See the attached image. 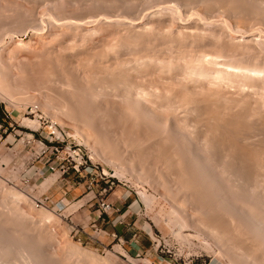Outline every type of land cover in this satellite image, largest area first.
I'll use <instances>...</instances> for the list:
<instances>
[{"label":"rangeland","instance_id":"374dc122","mask_svg":"<svg viewBox=\"0 0 264 264\" xmlns=\"http://www.w3.org/2000/svg\"><path fill=\"white\" fill-rule=\"evenodd\" d=\"M97 1L98 0H0V115H3V111H11V115H9L10 119H4L0 123V209H2L0 210V229L3 230L0 231V245L2 244L0 246V263L13 264L16 262L15 264H24L26 262L25 264H40V262L43 261L41 264H56L59 263L58 259L61 256L62 258L59 259L60 264H69V261L72 262L73 260L72 264H241V261H243L242 264H256V262L257 264L260 262L264 264V248L262 246L261 248L259 245H256L257 248L260 247L263 251V254L262 251L259 254V256L262 254V257L258 256L260 259L262 258L261 260L257 257L258 253L256 256V253L254 254V252L260 251V248L258 250L257 248L256 250L251 248L256 258L254 261L251 257V252L244 253L246 255L251 253V256H249L252 259L249 256L247 258L242 252L244 257L240 254L241 250L239 247L241 243L238 242H240L242 238H247L248 241L251 239V242L255 241L250 231V235L253 239L250 238V235V237L247 235L249 229L246 228L248 229L246 232L244 228L245 225L242 227V230L239 229L241 232L245 230V232H243L244 234L239 232V238H237L238 230H234L237 227L232 229L233 227H230L231 224L228 225V222H226V220L231 217L230 213H227L230 216H227V219L224 217L227 214H221V216L223 215V218L226 219L224 220L225 223L221 221L223 218H221L220 215L219 218L221 219H217L218 214L222 211L223 213L227 211V209H223L224 203L221 202L223 198L228 197L226 201H229L230 204L232 203L231 205L238 201L237 204L246 206V209H251L249 201L242 200L237 193V198L233 197V195L229 200V196L232 195L231 192L233 190L235 192V188L232 185L230 187V185L228 186L226 184V186L223 185V187L222 184H224V182L220 181V179L215 181L214 186L212 185L211 187L209 185V188H207L206 186L208 184L206 183L208 182L210 184L208 180L206 181L202 178L204 180L203 182L198 176H195L197 179L192 176L199 173L193 169V164L191 163L194 162L192 153L196 152L198 147L202 146V148H204L206 146L207 148V146L211 147L213 144L216 146L214 149L216 150V154H218H215V161H219V164L221 161L223 162L219 168L222 169L234 166V162L235 165H239L240 163V166L242 165L241 168L246 166L245 169H254L255 172L250 171L252 174L255 173V175L250 173L251 176H249L251 178L248 177L251 183L255 184L254 182L264 181V170L260 172V170L258 171V166H256L258 162L257 158L260 159L259 156H261V160H264L262 159L264 157V149H262L264 148V112H262V110H264V105L263 107L261 106L264 104L262 100L264 99V6H259V4L264 3L262 2L263 0H232V2H230L231 0H192V2L191 0H182L183 3L178 0L177 2L176 0ZM149 3H151L150 6ZM230 3H233V5L235 4V6L237 5V10L235 6L232 4L231 6ZM78 4L79 6H77ZM252 4L253 6L251 7L250 5ZM157 5L158 7L161 6L160 9L157 8ZM99 7L102 8V10ZM212 7L214 10H211L213 9ZM228 7H230V9ZM196 8L198 9L196 10ZM254 8H256V10ZM195 10L197 13H193ZM257 12H259V15ZM198 13L199 15H196ZM196 16H198V18ZM110 17L111 19H109ZM221 18L223 21L220 20ZM249 24H252V27ZM137 30L139 33H137ZM151 31L153 32L151 33ZM261 47L263 48L261 49ZM110 48L112 50H110ZM207 53L209 55L206 57ZM204 57L205 59H203ZM161 58L164 59L162 60ZM193 60L195 62H193ZM202 60L205 61L201 62ZM175 61L180 62L177 63ZM212 61L214 62L212 63ZM144 62L147 63V66H144ZM129 63H131V65H129ZM132 63L134 65H132ZM172 63H174L175 66H172ZM122 64L123 66H121ZM134 66L136 69H134ZM202 66L211 73L210 75L212 76H215L214 73H216V69H227L233 73V78L228 77L229 79H221L208 76L207 79L204 75L195 74L197 72L194 73V76L193 72L197 70L196 68ZM122 67L126 68L124 69ZM140 67L142 68L140 69ZM115 69L117 70L115 71ZM123 70H125V72L127 71V73L125 74L122 72ZM253 70L254 72H250ZM117 71H121L122 75ZM93 72L94 74H98V76L96 74L94 75ZM113 72L114 75L116 73L115 78H113ZM129 74H131V78L128 76ZM107 76L110 77L108 78ZM119 76L120 78H118ZM196 76H202V78H197ZM121 78L123 80L121 82L122 85L119 82ZM124 79L126 81H124ZM194 79L195 81H193ZM52 82L55 83L53 84ZM233 82L235 83L233 84ZM111 83L114 88L113 86L111 87ZM116 85H118L120 89L118 86L115 88ZM128 85H130L129 87L132 90L134 89V93L145 90L152 93L150 94L152 97L158 94L159 96L161 95L160 97L158 96L159 102L157 103L159 104L156 103L159 108L156 110L157 112L153 111L156 106H154L155 103H152V105L150 102H148V104L150 103L148 106L142 105L140 107L142 110H136L135 103L132 101L134 98L127 93L129 89ZM67 86H69V88ZM91 86L93 87L89 88ZM253 90L255 91L252 92ZM99 93L102 94L98 95ZM242 95H244L246 99H243ZM125 96H130V99ZM134 97L137 96L134 95ZM193 97L197 98L194 100ZM130 102L132 104L128 107ZM190 103H194L195 108H193L194 104L191 105ZM239 104H241V106H239ZM32 106H37L38 109L33 110L31 108ZM256 107L261 108L256 111ZM129 108L131 111H129ZM192 110L199 111L193 113ZM131 112L133 114H131ZM132 115L133 117L137 115V117L133 118ZM148 115L151 116L148 117ZM130 116L132 119L129 118ZM250 119L253 120L251 121ZM151 120H153L154 123ZM216 121H218V123H216ZM259 121L263 123L260 124ZM52 123L57 124L64 138V142L59 140L57 143L59 148L58 152L49 149L46 153H42L45 147H42V144L39 142L40 140L47 146L53 144L49 136ZM185 123L188 125L187 127L184 126ZM251 123L252 125H250ZM14 125H16V127H14ZM163 125L167 126L164 127ZM191 127L192 129H190ZM168 130H170V133ZM173 130L176 131L173 132ZM189 130H192L193 133ZM215 132L219 135L214 134ZM183 133H185V136L187 135L185 138L183 137ZM188 134H191V136ZM238 135L240 137H238ZM255 136L257 137L254 138L257 139L256 142L253 141V137ZM213 137H215L214 140ZM222 137H226V139ZM176 138L177 140L181 139L178 140L181 145L177 144ZM247 138L252 140L248 141ZM187 139H194V144L191 142V145L194 147L196 145L197 148L195 147V151L194 149L192 150L194 147L190 145L189 141H185ZM226 140L228 142L231 141L230 144L232 143L231 146H233L231 147ZM243 140L244 142L242 144ZM211 141L213 142L211 143ZM217 142L218 144H216ZM67 143H71L73 149L85 155L88 165L93 166V169L89 168L90 172L85 171L79 173L72 168L75 160L67 152ZM235 143H238L236 148L234 146ZM184 145H186V147ZM188 145H190V147ZM178 146L182 149L179 150ZM187 147L191 148L190 153V149L188 150ZM240 147H242V149ZM254 147L255 149H253ZM254 150L256 151L255 155ZM186 151L188 153L184 155ZM242 153H245L244 157ZM174 154L176 156H174ZM57 155L59 157H57ZM245 155L247 158H245ZM184 156L188 159L191 158L193 161L191 159L190 161L188 159L185 160ZM75 157L78 158V156ZM227 157L228 160H226ZM241 157L243 158L241 159ZM206 158L207 157L201 156V160L203 159L202 161H204V163H202L208 166L207 161L211 162L210 160L212 159H209L211 157L208 159ZM222 158L226 159L223 161ZM160 160L163 162L161 163ZM177 161H180L179 164L180 166L182 164L183 167H178ZM51 162L55 163V165L58 164L55 170L49 167ZM188 162H190V164ZM244 162L247 163L244 164ZM63 164L66 167H71L64 173L63 169L60 170V165ZM249 166H251V168H249ZM175 167L177 169H175ZM188 167H192L191 169L193 170ZM226 169L228 172H230L229 169L233 171V174L227 172L228 174L235 175L234 168ZM191 171L195 173L193 174ZM250 171H246V175L244 172L243 174L240 173L247 177ZM240 173L238 174L240 175ZM221 174L222 172L215 176L218 177L219 175L220 177ZM228 174L227 176H230ZM260 174H263V177H261ZM253 176L258 179H254ZM199 177L202 176L199 175ZM198 179L202 181V183H198ZM92 181L93 184L91 185L90 182ZM216 182L219 183L217 184V186H219L218 188L224 189V192L221 190L218 192V194L220 193L223 196L215 193L219 190L216 189ZM203 183L205 188L202 187L204 186L202 185ZM261 184L263 185L264 183ZM227 187H229V189ZM118 188L123 189L120 194L116 193ZM210 188L216 190L215 192L211 190L213 194L215 193L214 195L212 194L214 201L212 200L213 198L207 199L211 197L210 193L212 192H210ZM227 189L228 191L230 190L229 193L228 191L225 192ZM260 190V192L263 193L264 187ZM236 192H238L237 189ZM225 193H228L229 196L226 197V195H224ZM207 194H210V196ZM216 194L218 196H216ZM239 197L241 198V203L240 199L238 200ZM147 198L149 201L146 200ZM215 198L217 200L219 199L218 202L220 206L222 205L221 207L218 206L219 204L216 203L217 201L215 202ZM102 199H107L114 203V208L108 213H102L100 210L99 203ZM211 200L213 203H209ZM244 201H248L249 205ZM211 204L216 205L215 207L217 208L220 207V209L217 210L216 208L215 210V207H211ZM220 210L221 212L218 213ZM44 211L46 212L44 213ZM14 213H16L17 216ZM98 213H102L101 216H105V219L96 221L95 217ZM27 217L30 218L31 221ZM232 218H234V216ZM189 219L191 220L189 221ZM213 219H215L216 223L218 222L217 226H221H219L221 228L219 233L221 232V237L225 236L222 238L223 242H221L220 237L217 236L218 238L216 239V236L214 235L215 237H213V234L209 232L208 228L213 225ZM108 220H112L116 226L113 227L112 222L108 224ZM220 221L226 224L225 228L230 227L233 232H235V235L237 234L235 238L240 239L238 242L237 240H233L235 238H233L234 234L232 230L228 231L227 228L228 233L224 230L225 228L222 229L223 224L221 225ZM230 221L234 220L229 219V222ZM234 222L237 226L238 221L235 220ZM25 224H29V227ZM212 227H216L215 223ZM11 228L12 230H10ZM117 229H119L120 233ZM222 231L226 234L224 235ZM227 233L228 236H226ZM4 234L7 235L5 236ZM11 235L13 236L11 237ZM240 235L244 237L240 238ZM7 236L10 237L8 238ZM28 236H31L29 238H33V241L28 239ZM35 236L36 240L34 239ZM1 237H4V239ZM18 239L22 241V243L17 241ZM24 239L25 241H23ZM28 241L30 245H28ZM219 241L222 244H220ZM233 241L237 242L238 245ZM248 241L246 243L242 242V244H247ZM251 242L248 243L251 247L255 245V242L256 244L259 243L255 241L254 243L252 242V245ZM11 244L13 247L15 246V248L12 247L13 249L9 250L11 249ZM71 246H73L74 249H72ZM233 246L236 250H232ZM76 247L78 248L76 249ZM2 248L4 250H2ZM36 248L39 251L35 252ZM237 248L240 250L238 254H240V258L242 259L239 261L236 260L239 257L238 254H236L237 252H232L237 251ZM222 249H224V251ZM248 249L251 251L250 248L246 250ZM5 250L9 253L6 254ZM24 250L27 252H24ZM228 251H231L232 254L230 252L228 253ZM227 254H229L230 257L229 255L227 256ZM233 254L234 256L237 255V258L236 256L233 258ZM24 256L28 258L26 259ZM37 256H40V260L36 258ZM44 256L46 257L45 260L43 259ZM68 256L71 257H69L71 260L67 259ZM242 257H246L245 260L247 261H244ZM4 258H6V260ZM257 258L259 261H257ZM12 259H14L15 262H13ZM30 259L32 261L31 263H29ZM48 261H50V263H48Z\"/></svg>","mask_w":264,"mask_h":264},{"label":"bare ground","instance_id":"6f19581e","mask_svg":"<svg viewBox=\"0 0 264 264\" xmlns=\"http://www.w3.org/2000/svg\"><path fill=\"white\" fill-rule=\"evenodd\" d=\"M93 1H94V0H93ZM98 1H99V0H98ZM98 1H97V2H98ZM138 1H139V0H138ZM143 1H144V0H143ZM148 1H149V0H148ZM164 1H166V0H164ZM178 1L181 2L182 0H178ZM185 1H186V0H185ZM185 1H184V2H185ZM193 1H194V0H193ZM195 1H196V0H195ZM197 1H198V0H197ZM207 1H208V0H207ZM252 1H254V0H252ZM81 2H82V1H81ZM116 2H117V1H116ZM118 2H119V1H118ZM128 2H129V1H128ZM136 2H137V1H136ZM174 2H175V1H174ZM176 2H177V0H176ZM191 2H192V0H191ZM209 2H210V1H209ZM222 2H223V1H222ZM225 2H226V1H225ZM227 2H228V1H227ZM230 2H232V0H231ZM242 2H243V1H242ZM262 2H264V0H263ZM47 3H48V2H47ZM82 3H83V2H82ZM82 3H81V4H82ZM90 3H91V1H90ZM123 3H124V2H123ZM182 3H183V1H182ZM189 3H190V2H189ZM194 3H195V2H194ZM204 3H205V2H204ZM206 3H207V2H206ZM239 3H240V1H239ZM258 3H259V2H258ZM260 3H261V2H260ZM81 4H80V5H81ZM83 4H84V3H83ZM91 4H92V3H91ZM91 4H90V6H91ZM147 4H148V3H147ZM147 4H146V5H147ZM150 4H151V3H149V6H150ZM152 4H153V3H152ZM154 4H156V3H154ZM167 4H168V3H167ZM210 4H211V2H210ZM219 4H220V3H219ZM226 4H228V3H226ZM231 4L233 5V3H230V5H231ZM235 4H236V2H235ZM235 4H234L233 6H235ZM249 4H250V3H249ZM13 5H14V4H13ZM43 5H44V4H43ZM141 5H143V4H141ZM196 5H198V4H196ZM205 5H206V4H205ZM205 5H204V7H205ZM222 5H223V4H222ZM232 5H231V6H232ZM239 5H240V4H239ZM254 5H255V4H254ZM260 5H261V6H264V3H263V4H259V6H260ZM77 6H79V4H78ZM96 6H98V5H96ZM131 6H132V5H131ZM136 6H137V5H136ZM147 6H148V5H147ZM147 6H146V7H147ZM169 6H170V5H169ZM172 6H173V5H172ZM182 6H183V5H182ZM220 6H221V5H220ZM223 6H224V5H223ZM250 6L252 7L253 4L250 5ZM255 6H256V5H255ZM257 6H258V5H257ZM2 7H3V6H2ZM141 7H142V6H141ZM155 7H156V6H155ZM160 7H161V6L158 7V5H157V8L160 9ZM188 7H189V6H188ZM188 7H186V8H188ZM225 7H226V6H225ZM7 8H8V7H7ZM9 8H10V7H9ZM90 8H91V7H90ZM99 8H100V7H99ZM127 8H128V7H127ZM134 8H135V7H134ZM147 8H148V7H147ZM181 8H182V7H181ZM193 8H194V7H193ZM212 8H213V7H212ZM215 8H216V7H215ZM226 8H227V7H226ZM228 8L230 9V7H228ZM241 8H242V6H241ZM245 8H246V7H245ZM256 8H257V7H256ZM256 8H254V9L256 10ZM261 8H263V7H261ZM3 9H4V8H3ZM92 9H93V8H92ZM100 9L102 10V8H100ZM113 9H114V8H113ZM148 9H149V8H148ZM197 9H198V8H196V10H197ZM203 9H205V8H203ZM208 9H209V8H208ZM235 9L237 10V5L235 6ZM239 9H240V6H239ZM254 9H253V10H254ZM0 10H1V9H0ZM13 10H14V9H13ZM21 10H22V9H21ZM109 10H110V9H109ZM118 10H119V9H118ZM118 10H117V11H118ZM126 10H127V9H126ZM132 10H133V8H132ZM132 10H131V11H132ZM143 10H144V9H143ZM168 10H169V9H168ZM196 10H195V12L193 11V13H197ZM211 10H214V8L211 9ZM215 10H216V9H215ZM233 10H234V9H233ZM248 10H249V9H248ZM263 10H264V9H263ZM3 11H4V10H3ZM8 11H9V10H8ZM42 11H43V10H42ZM55 11H56V10H55ZM107 11H108V10H107ZM151 11H152V10H151ZM161 11H162V10H161ZM165 11H166V10H165ZM186 11H187V10H186ZM188 11H189V10H188ZM202 11H203V10H202ZM208 11H209V10H208ZM227 11H228V10H227ZM239 11H240V10H239ZM260 11H261V10H260ZM29 12H30V11H29ZM31 12H32V11H31ZM134 12H135V10H134ZM137 12H138V11H137ZM141 12H142V11H141ZM233 12H234V11H233ZM242 12H243V11H242ZM0 13H1V12H0ZM5 13H6V12H5ZM15 13H16V12H15ZM17 13H18V12H17ZM19 13H20V12H19ZM48 13H49V12H48ZM52 13H53V12H52ZM52 13H50V14H52ZM151 13H152V12H151ZM181 13H182V12H181ZM188 13H189V12H188ZM193 13H192V14H193ZM199 13H200V11H199ZM199 13L196 14V15H199ZM203 13H204V12H203ZM203 13H202V14H203ZM207 13H208V12H207ZM213 13H215V12H213ZM220 13H221V12H220ZM250 13H251V12H250ZM254 13H255V11H254ZM257 13H258V15H259V12H257ZM11 14H12V13H11ZM11 14H10V15H11ZM42 14H43V13H42ZM119 14H120V13H119ZM157 14H158V13H157ZM177 14H178V13H177ZM229 14H230V13H229ZM236 14H237V13H236ZM238 14H239V13H238ZM246 14H247V13H246ZM260 14H261V13H260ZM4 15H5V14H4ZM8 15H9V13H8ZM14 15H15V14H14ZM48 15H49V14H48ZM108 15H109V14H108ZM115 15H116V14H115ZM131 15H132V14H131ZM147 15H148V14H147ZM150 15H151V14H150ZM155 15H156V14H155ZM181 15H182V14H181ZM189 15H191V14H189ZM193 15H194V14H193ZM213 15H214V14H213ZM226 15H227V14H226ZM232 15H233V14H232ZM1 16H2V15H1ZM43 16H45V15H43ZM46 16H47V15H46ZM91 16H92V15H91ZM118 16H119V15H118ZM128 16H129V15H128ZM148 16H149V15H148ZM191 16H192V15H191ZM200 16H201V15H200ZM215 16H216V15H215ZM229 16H230V15H229ZM235 16H237V15H235ZM11 17H12V15H11ZM51 17H53V16H51ZM131 17H132V16H131ZM188 17H189V16H188ZM196 17L198 18V16H196ZM218 17H219V16H218ZM6 18H7V16H6ZM43 18H44V17H43ZM99 18H100V17H99ZM106 18H108V17H106ZM142 18H143V16H142ZM179 18H180V17H179ZM206 18H207V16H206ZM234 18H235V17H234ZM234 18H233V19H234ZM244 18H245V17H244ZM44 19H45V18H44ZM104 19H105V18H104ZM109 19H111V17H110ZM114 19H115V18H114ZM173 19H174V18H173ZM199 19H200V18H199ZM1 20H2V19H1ZM29 20H30V19H29ZM53 20H54V19H53ZM91 20H92V19H91ZM126 20H127V18H126ZM131 20H132V19H131ZM191 20H192V18H191ZM210 20H211V19H210ZM216 20H217V19H216ZM220 20L223 21L222 18H221ZM234 20H235V19H234ZM234 20H233V21H234ZM244 20H246V19H244ZM23 21H25V20H23ZM57 21H58V20H57ZM64 21H65V20H64ZM99 21H100V19H99ZM128 21H129V20H128ZM132 21H133V20H132ZM141 21H142V20H141ZM197 21H198V20H197ZM208 21H209V20H208ZM10 22H11V21H10ZM49 22H50V21H49ZM75 22H77V21H75ZM75 22H74V23H75ZM81 22H82V21H81ZM136 22H137V21H136ZM136 22H135V23H136ZM226 22H227V21H226ZM249 22H250V21H249ZM255 22H256V21H255ZM260 22H262V21H260ZM11 23H12V22H11ZM19 23H20V22H19ZM23 23H24V22H23ZM77 23H78V22H77ZM79 23H80V22H79ZM95 23H96V22H95ZM95 23H94V24H95ZM132 23H133V22H132ZM207 23H208V22H207ZM217 23H218V22H217ZM227 23H229V22H227ZM235 23H236V22H235ZM29 24H30V23H29ZM59 24H60V23H59ZM61 24H62V23H61ZM66 24H67V23H66ZM96 24H97V23H96ZM117 24H118V23H117ZM130 24H131V23H130ZM145 24H146V23H145ZM225 24H226V23H225ZM252 24L254 25L253 22H252ZM252 24H251V25L249 24V25L252 27ZM35 25H36V24H35ZM85 25H86V24H85ZM227 25H228V24H227ZM246 25H247V24H246ZM11 26H12V25H11ZM16 26H17V25H16ZM38 26H39V25H38ZM146 26H147V25H146ZM146 26H145V27H146ZM206 26H207V24H206ZM229 26H230V25H229ZM243 26H244V25H243ZM145 27H144V28H145ZM150 27H151V26H150ZM152 27H153V26H152ZM139 28H140V27H139ZM209 28H210V27H209ZM237 28H238V26H237ZM148 29H150V28H148ZM235 29H236V28H235ZM251 29H252V28H251ZM261 29H262V28H261ZM90 30H91V29H90ZM134 30H135V29H134ZM145 30H146V29H145ZM167 30H168V29H167ZM189 30H190V29H189ZM230 30H231V29H230ZM236 30H237V29H236ZM238 30H239V29H238ZM258 30H259V29H258ZM258 30H257V32H258ZM137 31H138V30H137ZM140 31H141V30H140ZM153 31H154V30H153ZM153 31H151V33H152ZM160 31H161V30H160ZM192 31H193V30H192ZM242 31H243V30H242ZM246 31H247V30H246ZM261 31H262V30H261ZM131 32H132V31H131ZM134 32H135V31H134ZM196 32H197V31H196ZM238 32H239V31H238ZM252 32H253V31H252ZM89 33H90V32H89ZM137 33H139V31H138ZM164 33H165V32H164ZM261 33H262V32H261ZM39 34H40V33H39ZM82 34H83V33H82ZM93 34H94V33H93ZM243 34H244V33H243ZM140 35H141V34H140ZM205 35H206V34H205ZM185 36H186V35H185ZM200 36H201V35H200ZM231 36H232V35H231ZM242 36H243V35H242ZM0 37H1V36H0ZM119 37H120V36H119ZM255 38H256V37H255ZM174 39H175V38H174ZM222 39H223V38H222ZM238 39H239V38H238ZM240 39H241V38H240ZM260 39H261V38H260ZM235 40H236V39H235ZM242 40H243V39H242ZM263 40H264V39H263ZM85 41H86V40H85ZM113 41H114V40H113ZM94 42H95V41H94ZM118 42H119V41H118ZM70 43H71V42H70ZM255 43H256V42H255ZM258 43H259V41H258ZM119 44H120V43H119ZM234 44H235V43H234ZM61 45H62V44H61ZM112 45H113V44H112ZM108 46H109V45H108ZM120 46H121V45H120ZM75 47H77V46H75ZM75 47H74V48H75ZM106 47H107V46H106ZM109 47H110V46H109ZM112 47H113V46H112ZM116 47H117V46H116ZM257 47H260V46H257ZM74 48H73V49H74ZM80 48H81V47H80ZM209 48H210V47H209ZM262 48H263V47H261V49H262ZM106 49H107V48H106ZM108 49H109V48H108ZM116 49H117V48H116ZM221 49H222V48H221ZM110 50H112V49L110 48ZM118 50H119V49H118ZM184 50H185V49H184ZM146 51H147V50H146ZM263 51H264V50H263ZM202 52H203V51H202ZM202 52H201V53H202ZM204 53H205V52H204ZM198 54H199V53H198ZM183 55H185V54H183ZM202 55H203V54H202ZM207 55H209V54L207 53V54H206V57H207ZM210 55H211V52H210ZM215 55H216V53H215ZM139 56H140V55H139ZM147 56H148V55H147ZM154 56H155V55H154ZM204 56H205V54H204ZM211 57H212V55H211ZM211 57H210V58H211ZM219 57L222 58L221 56H219ZM151 58H152V57H151ZM158 58H159V57H158ZM158 58H157V59H158ZM170 58H171V56H170ZM200 58H201V57H200ZM212 58H213V57H212ZM212 58H211V59H212ZM216 58H217V57H216ZM227 58H228V57H227ZM91 59H93V58H91ZM128 59H129V58H128ZM146 59H147V58H146ZM161 59H162V58H161ZM163 59H164V58H163ZM163 59H162V60H163ZM171 59H172V58H171ZM203 59H205V57H204ZM222 59H223V58H222ZM224 59H226V58H224ZM142 60H143V59H142ZM149 60H150V59H149ZM180 60H181V59H180ZM186 60H187V59H186ZM194 60H196V59H194ZM194 60H193V62H195ZM216 60H217V59H216ZM85 61H86V60H85ZM91 61H92V60H91ZM145 61H146V60H145ZM153 61H154V60H153ZM158 61H159V60H158ZM171 61H172V60H171ZM204 61H205V60H204ZM204 61L202 60L201 62H204ZM207 61H208V59H207ZM219 61H220V60H219ZM221 61H222V60H221ZM83 62H84V61H83ZM140 62H141V61H140ZM160 62H161V61H160ZM175 62H177V61H175ZM178 62H180V61H178ZM178 62H177V63H178ZM210 62H211V61H210ZM213 62H214V61H212V63H213ZM90 63H91V62H90ZM111 63H112V62H111ZM121 63H122V62H121ZM124 63H125V62H124ZM144 63H145V62H144ZM148 63H150V62H148ZM153 63H154V62H153ZM183 63H184V62H183ZM191 63H192V62H191ZM206 63H207V62H206ZM208 63H209V61H208ZM212 63H211V64H212ZM146 64H147V63H145L144 66H147ZM158 64H159V62H158ZM172 64H173L172 66H175L174 63H172ZM194 64H195V63H194ZM209 64H210V63H209ZM108 65H109V64H108ZM108 65H107V66H108ZM129 65H131V63H129ZM132 65H134V64L132 63ZM136 65H137V64H136ZM170 65H171V64H170ZM178 65H179V64H178ZM178 65H177V66H178ZM189 65H190V63H189ZM189 65H187V66H189ZM213 65H214V64H213ZM216 65H217V64H216ZM63 66H64V65H63ZM98 66H99V65H98ZM101 66H102V65H101ZM121 66H123V64H122ZM138 66H139V65H138ZM209 66H210V65H209ZM218 66H219V65H218ZM222 66H223V65H222ZM104 67H105V66H104ZM129 67H130V66H129ZM142 67H143V66H142ZM142 67H140V69H141ZM213 67H215V66H213ZM216 67H217V66H216ZM231 67H232V66H231ZM111 68H112V67H111ZM115 68H116V67H115ZM120 68H121V67H120ZM122 68H124V67H122ZM125 68H126V67H125ZM125 68H124V69H125ZM152 68H153V67H152ZM156 68H157V67H156ZM160 68H162V67H160ZM166 68H167V67H166ZM186 68H187V67H186ZM186 68H185V69H186ZM193 68H194V66H193ZM239 68H240V67H239ZM245 68H246V67H245ZM97 69H98V68H97ZM117 69H118V68H117ZM117 69H115V71H116ZM127 69H128V68H127ZM127 69H126V70H127ZM132 69H133V68H132ZM134 69H136L135 66H134ZM134 69H133V70H134ZM137 69H138V68H137ZM189 69H190V67H189ZM194 69H195V68H194ZM196 69H197V70H195V71L193 70V71H194L193 74H194L195 72H197V73H195V74H197V75H202V76L204 75L205 77H207V79H208V76H212V75H210L211 73H209V72H208L203 66H202V67H199V68H196ZM198 69H199V70H198ZM229 69H230V68H229ZM236 69H237V68H236ZM236 69H235V70H236ZM241 69H242V68H241ZM241 69H240V70H241ZM248 69H249V68H248ZM91 70H92V69H91ZM99 70H100V69H99ZM128 70H129V69H128ZM156 70H157V69H156ZM237 70H238V69H237ZM240 70H239V71H240ZM94 71H95V70H94ZM115 71H114V72H115ZM160 71H161V70H160ZM164 71H165V70H164ZM172 71H173V70H172ZM185 71H186V70H185ZM247 71H249V70H247ZM247 71H246V72H247ZM257 71H259V70H257ZM2 72H3V71H2ZM4 72H5V71H4ZM91 72H92V71H91ZM114 72H113V75H114ZM117 72H118V71H117ZM122 72H124L125 74L127 73V71L125 72V70H123ZM161 72H162V71H161ZM167 72H168V71H167ZM169 72H170V71H169ZM215 72H216V73H214L215 76L213 75L212 78H213V77H215V78H221V79H225V78H228V77H229V78H233V73L230 72V71L227 70V69L219 68V69H216ZM233 72H234V71H233ZM250 72H254V70H253V71H250ZM259 72H260V71H259ZM0 73H1V71H0ZM109 73H110V72H109ZM109 73H108V75H109ZM118 73H121V71L118 72ZM212 73H213V72H212ZM236 73H237V71H236ZM247 73H248V72H247ZM255 73H256V71H255ZM55 74H56V73H55ZM86 74H87V73H86ZM93 74H94V72H93ZM95 74H96V73H95ZM95 74H94V75H95ZM103 74H104V73H103ZM131 74H132V72H131ZM131 74H129L128 76H130ZM142 74H143V73H142ZM177 74H178V73H177ZM185 74H186V72H185ZM195 74H194V76H195ZM263 74H264V73H263ZM51 75H52V74H51ZM65 75H66V74H65ZM96 75L98 76V74H96ZM105 75H106V74H105ZM111 75H112V73H111ZM115 75H116V73H115ZM115 75H114V77H113V76H112V77L115 78ZM121 75H122V73H121ZM138 75H139V74H138ZM165 75H166V74H165ZM171 75H172V74H171ZM174 75H175V74H174ZM231 75H232V76H231ZM260 75H261V74H260ZM0 76H1V75H0ZM52 76H53V75H52ZM54 76H55V75H54ZM91 76H92V74H91ZM202 76H198V77L202 78ZM241 76H242V75H241ZM101 77H102V76H101ZM107 77H108V76H107ZM107 77H106V79H107ZM109 77H110V76H109ZM109 77H108V78H109ZM131 77H132V76H130V78H131ZM158 77H159V76H158ZM170 77H171V76H170ZM196 77H197V76H196ZM198 77H197V78H198ZM5 78H6V77H5ZM46 78H47V77H46ZM56 78H57V77H56ZM91 78H94V77H91ZM96 78H97V77H96ZM96 78H95V80H96ZM118 78H120V76H119ZM123 78H124V77H123ZM125 78H126V76H125ZM197 78H196V79H197ZM203 78H204V77H203ZM209 78H210V77H209ZM229 78H228V79H229ZM239 78H241V77H239ZM242 78H243V77H242ZM104 79H105V78H104ZM190 79H191V78H190ZM204 79H206V78H204ZM248 79H249V78H248ZM256 79H257V78H256ZM97 80H98V79H97ZM108 80H109V79H108ZM146 80H147V79H146ZM166 80H167V79H166ZM199 80H200V79H199ZM215 80H216V79H215ZM217 80H218V79H217ZM226 80H227V79H226ZM251 80H252V79H251ZM2 81H3V80H2ZM5 81H6V80H5ZM91 81H92V80H91ZM105 81H106V80H105ZM122 81H123V80H122V78H121V80L119 81L120 84H121ZM124 81H126V80L124 79ZM134 81H135V80H134ZM190 81H191V80H190ZM193 81H195V79H194ZM252 81H253V80H252ZM44 82H45V81H44ZM100 82H101V81H100ZM106 82H108V81H106ZM114 82H115V81H114ZM201 82H202V80H201ZM221 82H222V81H221ZM258 82H259V81H258ZM3 83H4V82H3ZM52 83H53V82H52ZM54 83H55V82H54ZM54 83H53V84H54ZM96 83H97V82H96ZM101 83H102V82H101ZM124 83H125V82H124ZM164 83H165V82H164ZM234 83H235V82H233V84H234ZM108 84H110V83H108ZM117 84H118V83H117ZM120 84H119V85H120ZM135 84H136V83H135ZM187 84H188V83H187ZM215 84H216V83H215ZM238 84H239V83H238ZM1 85H2V84H1ZM47 85H48V84H47ZM92 85H93V84H92ZM97 85H98V84H97ZM114 85H115V83H114ZM121 85H122V84H121ZM131 85H132V84H131ZM143 85H144V84H143ZM153 85H155V84H153ZM194 85H195V84H194ZM211 85H212V84H211ZM235 85H236V84H235ZM44 86H45V85H44ZM59 86H60V85H59ZM69 86H70V85H69ZM69 86H67V87L69 88ZM105 86H106V84H105ZM105 86H103V87H105ZM112 86H113V85H112V83H111V87H112ZM117 86H118V85H116L115 88H117ZM129 86H130V85H128V88H129V89H128L127 93H128V95H130L131 97L134 98V100H133L132 98H131V99H132V101L135 103L136 108L134 107V105H133V107H134L136 110H137V109H141L140 107H141L142 105H145V106L147 105V106H148L150 103H151V104H152V103H155V104H154V106H155L156 103L159 102L158 100H159V97H160L161 95L159 96V94H158V95L156 96V95L153 94L154 96L152 97V95H150V94H152V93H149L148 91H145V90H143V91H137L136 93H134V92H135V91H133L134 89L132 90ZM134 86H135V85H134ZM134 86H133V87H134ZM140 86H141V85H140ZM169 86H170V85H169ZM173 86H174V85H173ZM200 86H203V85H200ZM209 86H210V84H209ZM253 86H254V85H253ZM38 87H39V86H38ZM92 87H93V86H91V87H89V88H92ZM120 87H121V86H120ZM196 87H197V86H196ZM212 87H213V86H212ZM245 87H246V86H245ZM251 87H252V85H251ZM251 87H250V89H251ZM56 88H57V87H56ZM60 88H61V87H60ZM97 88H98V87H97ZM107 88H108V87H107ZM109 88H110V87H109ZM113 88H114V86H113ZM118 88H119V86H118ZM121 88H122V87H121ZM141 88H143V87H141ZM151 88H152V87H151ZM155 88H156V87H155ZM168 88H169V87H168ZM172 88H173V87H172ZM206 88H207V87H206ZM210 88H211V87H210ZM102 89H103V88H102ZM119 89H120V88H119ZM243 89H244V87H243ZM246 89H247V88H246ZM246 89H245V90H246ZM50 90H51V89H50ZM52 90H53V89H52ZM56 90H57V89H56ZM95 90H96V89H95ZM100 90H101V89H100ZM100 90H99V91H100ZM113 90H115V89H113ZM117 90H118V89H117ZM117 90H116V91H117ZM140 90H142V89H140ZM152 90H153V89H152ZM154 90H155V89H154ZM177 90H178V89H177ZM183 90H184V89H183ZM205 90H206V89H205ZM205 90H204V91H205ZM210 90H211V89H210ZM257 90H258V89H257ZM79 91H80V90H79ZM103 91H104V89H103ZM106 91H107V89H106ZM109 91H110V90H109ZM149 91H150V90H149ZM157 91H158V89H157ZM173 91H174V90H173ZM202 91H203V90H202ZM218 91H219V90H218ZM223 91H224V90H223ZM247 91H248V90H247ZM254 91H255V90H253L252 92H254ZM51 92H52V91H51ZM59 92H60V91H59ZM61 92H62V91H61ZM65 92H66V91H65ZM92 92H93V91H92ZM100 92H101V91H100ZM104 92H105V91H104ZM112 92H113V91H112ZM112 92H111V93H112ZM118 92H119V90H118ZM169 92H170V91H169ZM8 93H9V92H8ZM80 93H81V92H80ZM85 93H86V92H85ZM90 93H91V92H90ZM106 93H107V92H106ZM108 93H109V92H108ZM122 93H123V92H122ZM162 93H163V92H162ZM205 93H206V92H205ZM208 93H209V92H208ZM221 93H222V92H221ZM229 93H230V92H229ZM240 93H241V92H240ZM15 94H16V93H15ZM54 94H55V93H54ZM91 94H92V93H91ZM96 94H97V93H96ZM101 94H102V93H101ZM101 94L99 93L98 95H101ZM114 94H115V93H114ZM116 94H117V93H116ZM170 94H171V93H170ZM187 94H188V93H187ZM189 94H191V93H189ZM198 94H199V93H198ZM242 94H243V93H242ZM258 94H259V93H258ZM103 95H104V94H103ZM108 95H109V94H108ZM134 95H136L137 97H134ZM192 95H193V94H192ZM244 95H245V93H244ZM244 95H242V96H243L242 98H243V99H246V98H244ZM63 96H64V95H63ZM95 96H96V95H95ZM95 96H93V97H95ZM111 96H112V95H111ZM111 96H110V98H111ZM130 96H125V97H127V98L129 97V99H130ZM158 96H159V97H158ZM184 96H185V95H184ZM201 96H202V95H201ZM245 96H246V95H245ZM58 97H59V96H58ZM69 97H70V96H69ZM82 97H84V96H82ZM98 97H99V96H98ZM107 97H108V96H107ZM171 97H172V96H171ZM181 97H182V96H181ZM218 97H219V96H218ZM231 97H232V96H231ZM240 97H241V96H240ZM249 97H250V96H249ZM60 98H61V97H60ZM112 98H113V97H112ZM193 98H194V97H193ZM196 98H197V97H196ZM196 98H194V100H195ZM199 98H200V97H199ZM237 98H238V97H237ZM251 98H252V97H251ZM257 98H258V97H257ZM85 99H86V98H85ZM117 99H118V98H117ZM122 99H123V98H122ZM124 99H125V98H124ZM175 99H176V98H175ZM217 99H219V98H217ZM259 99H260V98H259ZM90 100H91V99H90ZM191 100H192V99H191ZM223 100H226V99H223ZM262 100L264 101V99H262ZM119 101H120V100H119ZM119 101H118V102H119ZM128 101H129V100H128ZM130 101H131V100H130ZM160 101H161V100H160ZM162 101H163V100H162ZM185 101H186V100H185ZM199 101H200V99H199ZM199 101H198V102H199ZM219 101H220V100H219ZM233 101H234V100H233ZM243 101H244V100H243ZM243 101H242V102H243ZM148 102H150V103L148 104ZM171 102H172V101H171ZM174 102H175V101H174ZM192 102H193V100H192ZM222 102H223V101H222ZM236 102H237V101H236ZM66 103H67V102H66ZM125 103H126V102H125ZM176 103H177V102H176ZM181 103H182V102H181ZM187 103H188V102H187ZM196 103H197V102H196ZM214 103H215V102H214ZM217 103H218V102H217ZM225 103H226V102H225ZM248 103H249V102H248ZM259 103H260V102H259ZM91 104H92V103H91ZM113 104H114V103H113ZM123 104H124V103H123ZM130 104H132V103L130 102L128 107H130ZM157 104H159V103H157ZM190 104H191V103H190ZM193 104H194V103H192L191 105H193ZM200 104H201V103H200ZM200 104H199V105H200ZM219 104H221V103H219ZM261 104H262V103H261ZM261 104H260V105H261ZM74 105H75V104H74ZM120 105H121V104H120ZM152 105H153V104H152ZM184 105H185V104H184ZM205 105H206V104H205ZM216 105H217V104H216ZM227 105H228V102H227ZM232 105H233V104H232ZM237 105H238V104H237ZM263 105H264V104H262L261 106L263 107ZM126 106H127V105H126ZM131 106H132V105H131ZM154 106H153V107H154ZM196 106H197V105H196ZM201 106H202V105H201ZM217 106H218V105H217ZM224 106H225V105H224ZM239 106H241V104H239ZM246 106H247V105H246ZM123 107H124V106H123ZM173 107H174V106H173ZM173 107H172V108H173ZM197 107H200V106H197ZM220 107H221V106H220ZM226 107H227V106H226ZM244 107H245V106H244ZM93 108H94V107H93ZM163 108H164V107H163ZM168 108H169V107H168ZM189 108H190V107H189ZM193 108H195V104H194V107H193ZM222 108H223V107H222ZM242 108H243V107H242ZM251 108H252V107H251ZM260 108H261V107H260ZM260 108H257V107H256V111H257V109H260ZM263 108H264V107H263ZM152 109H153V108H152ZM158 109H159V108H158V106L156 105V106H155V109H153V111H154V112H157L156 110H158ZM174 109H175V108H174ZM181 109H182V108H181ZM187 109H188V108H187ZM240 109H241V108H240ZM245 109H246V108H245ZM84 110H85V109H84ZM133 110H134V109H133ZM141 110H142V109H141ZM176 110H177V109H176ZM195 110H196V109H195ZM195 110H194V111L192 110L193 113H197V112L199 111V110H198V111H195ZM243 110H244V109H243ZM129 111H131L130 108H129ZM162 111H163V110H162ZM182 111H183V110H182ZM188 111H189V110H188ZM205 111H206V110H205ZM208 111H209V110H208ZM212 111H213V110H212ZM226 111H228V110H226ZM240 111H241V110H240ZM259 111H260V110H259ZM135 112H136V111H135ZM135 112H134V113H135ZM147 112H148V111H147ZM154 112H153V113H154ZM158 112H159V111H158ZM186 112H187V111H186ZM223 112H224V111H223ZM241 112H242V111H241ZM262 112H264V110H262ZM262 112H261V113H262ZM102 113H103V112H102ZM136 113H137V112H136ZM138 113H139V112H138ZM145 113H146V112H145ZM189 113H190V112H189ZM193 113H192V114H193ZM237 113H238V112H237ZM254 113H256V112H254ZM131 114H133V113L131 112ZM155 114H157V113H155ZM155 114H154V115H155ZM180 114H181V113H180ZM183 114H184V113H183ZM204 114H205V113H204ZM231 114H232V113H231ZM231 114H230V115H231ZM257 114H259V113H257ZM181 115H182V114H181ZM187 115H188V113H187ZM196 115H197V114H196ZM220 115H221V114H220ZM228 115H229V114H228ZM232 115H233V114H232ZM244 115H245V114H244ZM103 116H104V115H103ZM123 116H124V115H123ZM149 116H151V115H148V117H149ZM165 116H166V115H165ZM178 116H179V115H178ZM185 116H186V115H185ZM197 116H198V115H197ZM225 116H226V115H225ZM240 116H241V115H240ZM247 116H248V115H247ZM256 116H257V115H256ZM105 117H106V116H105ZM126 117H127V116H126ZM132 117H133V115H132ZM132 117L130 116L129 118L132 119ZM134 117H137V115H135ZM134 117H133V118H134ZM138 117H139V116H138ZM158 117H160V116H158ZM182 117H184V116H182ZM189 117H190V116H189ZM192 117H193V116H192ZM192 117H191V119H192ZM194 117H195V115H194ZM213 117H214V116H213ZM216 117H217V116H216ZM233 117H234V116H233ZM257 117H258V116H257ZM261 117H262V116H261ZM118 118H119V117H118ZM145 118H146V117H145ZM150 118H151V117H150ZM195 118H196V117H195ZM197 118H199V117H197ZM236 118H237V117H236ZM236 118H235V120H236ZM238 118H239V116H238ZM249 118H250V117H249ZM253 118H254V117H253ZM255 118H256V117H255ZM259 118H260V116H259ZM87 119H88V118H87ZM116 119H117V118H116ZM140 119H141V117H140ZM148 119H149V118H148ZM191 119H190V120H191ZM204 119H205V118H204ZM211 119H213V118H211ZM219 119H220V118H219ZM244 119H246V118H244ZM244 119H243V120H244ZM247 119H248V118H247ZM75 120H76V119H75ZM232 120H233V119H232ZM250 120H251V119H250ZM252 120H253V119H252ZM252 120H251V121H252ZM254 120H255V119H254ZM259 120H260V119H259ZM100 121H101V120H100ZM138 121H139V120H138ZM151 121L153 122V120H151ZM175 121H176V120H175ZM200 121H201V120H200ZM203 121H204V120H203ZM214 121H215V120H214ZM214 121H213V122H214ZM236 121H237V120H236ZM238 121H240V120H238ZM244 121H245V120H244ZM247 121H248V120H247ZM93 122H94V120H93ZM109 122H110V121H109ZM113 122H114V121H113ZM133 122H134V121H133ZM136 122H137V121H136ZM141 122H142V121H141ZM167 122H168V121H167ZM167 122H166V124H167ZM186 122H187V120H186ZM201 122H202V121H201ZM213 122H212V123H213ZM229 122H230V121H229ZM241 122H242V121H241ZM253 122H254V121H253ZM86 123H87V122H86ZM147 123H148V122H147ZM153 123H154V122H153ZM168 123H169V122H168ZM216 123H218V121H216ZM259 123H260V121H259ZM261 123H263V122H261ZM261 123H260V124H261ZM128 124H129V123H128ZM155 124H156V123H155ZM159 124H160V122H159ZM163 124H164V123H163ZM170 124H171V122H170ZM193 124H194V123H193ZM203 124H204V122H203ZM205 124H206V123H205ZM219 124H220V123H219ZM236 124H237V122H236ZM255 124H256V123H255ZM160 125H161V124H160ZM167 125H168V124H167ZM167 125H166V126H167ZM172 125H173V124H172ZM176 125H177V124H176ZM178 125H179V124H178ZM195 125H196V123H195ZM227 125H228V124H227ZM250 125H252V123H251ZM83 126H84V125H83ZM157 126H158V125H157ZM163 126H164V125H163ZM163 126H162V127H163ZM166 126H164V127H166ZM184 126L187 127L188 125L185 123ZM207 126H208V125H207ZM216 126H218V125H216ZM216 126H215V127H216ZM220 126H221V125H220ZM230 126H231V125H230ZM230 126H229V127H230ZM154 127H155V126H154ZM176 127H177V126H176ZM186 127H185V128H186ZM201 127H202V126H201ZM218 127H219V126H218ZM223 127H224V126H223ZM223 127H222V128H223ZM232 127H233V126H232ZM246 127H247V125H246ZM259 127H260V126H259ZM259 127H257V128H259ZM113 128H114V127H113ZM123 128H124V127H123ZM159 128H160V127H159ZM185 128H184V130H185ZM237 128H238V127H237ZM250 128H251V127H250ZM262 128H263V127H262ZM160 129H161V128H160ZM190 129H192V127H191ZM207 129H208V128H207ZM239 129H240V128H239ZM244 129H246V128H244ZM252 129H253V127H252ZM255 129H256V128H255ZM259 129H260V128H259ZM105 130H106V129H105ZM116 130H117V129H116ZM163 130H164V129H163ZM186 130H187V129H186ZM210 130H211V129H210ZM216 130H217V129H216ZM240 130H241V129H240ZM153 131H154V130H153ZM159 131H160V130H159ZM175 131H176V130H175ZM175 131L173 130V132H175ZM189 131H190V130H189ZM191 131H192V130H191ZM191 131H190V132H191ZM199 131H200V130H199ZM221 131H222V130H221ZM242 131H243V130H242ZM168 132L170 133V130H168ZM178 132H180V131H178ZM185 132H186V131H185ZM217 132H218V131H217ZM225 132H226V130H225ZM250 132H251V131H250ZM256 132H257V131H256ZM259 132H260V131H259ZM261 132H262V131H261ZM163 133H164V132H163ZM163 133H162V134H163ZM176 133H177V132H176ZM192 133H193V131H192ZM200 133H201V132H200ZM218 133H219V132H218ZM218 133L215 132L214 134L217 135ZM237 133H238V132H237ZM241 133H242V132H241ZM122 134H123V133H122ZM172 134H173V133H172ZM180 134H181V133H180ZM183 134H184V136H183V135H182V136L185 138L187 135L185 136V133H183ZM219 134H220V133H219ZM219 134H218V135H219ZM233 134H234V133H233ZM256 134H257V133H256ZM160 135H161V134H160ZM177 135H178V134H177ZM188 135L191 136V134H188ZM195 135H196V134H195ZM197 135H198V134H197ZM222 135H223V134H222ZM239 135H241V134H239ZM239 135H238V137H240ZM245 135H246V134H245ZM247 135H248V133H247ZM252 135H253V134H252ZM254 135H255V134H254ZM257 135H258V134H257ZM262 135H263V134H262ZM262 135H261V136H262ZM86 136H87V135H86ZM90 136H91V135H90ZM90 136H89V137H90ZM173 136H174V135H173ZM173 136H172V137H173ZM178 136H179V135H178ZM180 136H181V135H180ZM210 136H211V135H210ZM249 136H250V135H249ZM249 136H248V138H249ZM122 137H123V136H122ZM151 137H152V136H151ZM174 137H175V136H174ZM194 137H195V136H194ZM216 137H217V136H216ZM219 137H220V136H219ZM235 137H236V136H235ZM238 137H237V138H238ZM241 137H242V136H241ZM243 137H244V136H243ZM94 138H95V137H94ZM104 138H105V137H104ZM146 138H147V137H146ZM149 138H150V137H149ZM153 138H154V137H153ZM184 138H183V139H184ZM189 138H190V137H189ZM191 138H192V137H191ZM207 138H208V137H207ZM209 138H210V137H209ZM222 138H223V137H222ZM227 138H229V137H227ZM248 138H247V139H248ZM250 138H251V137H250ZM254 138H257V137L255 136V137H253V139H254ZM91 139H92V138H91ZM214 139H215V137H213V140H214ZM223 139H226V137L223 138ZM233 139H234V138H233ZM241 139H242V138H241ZM258 139H259V138H258ZM176 140H177V138H176ZM178 140H181V139H178ZM178 140H177V142H178ZM197 140H198V139H197ZM197 140H196V141H197ZM206 140H207V139H206ZM227 140H228V139H227ZM227 140H226V141H227ZM244 140H245V139H244ZM244 140L242 141V144H243ZM249 140H252V139H248V141H249ZM256 140H257V139H254L253 141L256 142ZM259 140H260V139H259ZM134 141H135V140H134ZM161 141H162V140H161ZM183 141H184V140H183ZM185 141H186V142L189 141V143H190V145H191V142L193 143L194 139H193V140L187 139V140H185ZM207 141H208V140H207ZM263 141H264V140H263ZM101 142H102V141H101ZM137 142H138V141H137ZM146 142H147V141H146ZM149 142H150V140H149ZM158 142H159V141H158ZM164 142H165V140H164ZM166 142H167V141H166ZM179 142H180V141H179ZM179 142H178L177 144H179ZM181 142H182V141H181ZM212 142H213V141H211V143H212ZM227 142H228V141H227ZM230 142H231V141H230ZM230 142H228V143L230 144ZM127 143H128V142H127ZM135 143H136V141H135ZM140 143H141V142H140ZM173 143H174V142H173ZM189 143H187V144H189ZM224 143H225V142H224ZM238 143H239V142H238ZM238 143H237V144H238ZM245 143H247V142H245ZM252 143H253V142H252ZM118 144H119V143H118ZM133 144H134V143H133ZM149 144H150V143H149ZM160 144H161V143H160ZM163 144H164V143H163ZM193 144H194V143H193ZM198 144H199V143H198ZM216 144H218V142H217ZM231 144H232V143H231ZM231 144H230V146H231ZM237 144L235 143V145H234L235 148L237 147V146H236ZM250 144H251V143H250ZM250 144H249V145H250ZM261 144H262V143H261ZM131 145H132V144H131ZM144 145H145V144H144ZM155 145H156V144H155ZM164 145H165V144H164ZM169 145H170V144H169ZM179 145H181V144H179ZM190 145H188V146L190 147ZM207 145H208V142H207ZM209 145H210V144H209ZM226 145H227V143H226ZM257 145H258V144H257ZM262 145H263V144H262ZM182 146H183V144H182ZM184 146L186 147V145H184ZM191 146H193V145H191ZM217 146H218V145H217ZM232 146H233V145H232ZM232 146H231V147H232ZM240 146H241V144H240ZM242 146H243V145H242ZM246 146H247V145H246ZM252 146H253V145H252ZM131 147H133V146H131ZM151 147H152V146H151ZM162 147H164V146H162ZM166 147H167V146H166ZM174 147H175V146H174ZM189 147H187V149H188V150L190 149V150H189V153H190L191 148H189ZM193 147H194V146H193ZM195 147H196V145H195ZM195 147L192 148V150L194 149V151H195ZM214 147L216 148V146H214L213 144L211 145V147L207 146V148H206V146H205L204 148H202V146H200V147H198V149H196V152L192 153V156H193V158H194V159H193L194 162H191V163L193 164V165H192V166H193V169H195V170L199 173V174L196 173V174H197V175H196V174H194V173H195L194 171H193V172L191 171V173L194 174V175H192V176H194V177H195V176H198V178H201V179L204 178L206 181L208 180V181L210 182V184H209L208 182H207V183L205 182L206 184H208V185L206 186L207 188H209V187H208L209 185H210L211 187H212V185L214 186V185H215V181L218 180V179H220V181H223V182H224V184H222V186H223V185H224V186H226V185L229 186V185H230V187H231V185H232V186L235 188V192H234L233 189H232L233 191L231 190V191H232V192H231L232 195H230V196L228 195V193H229V191H230V190L228 191L229 187H227L228 189L225 190V192L228 191V193H227V194L225 193L224 195H226V197L229 196V200H230V197H231V196L234 195L233 197L237 198V196L239 195V196L242 198V200H248V201H249V204L251 205V209H250V208H249V209H246V208H245L246 206H241V205L237 204L238 201H237V203L235 202V204H233V205H236V204H237L236 206L231 205L232 203L230 204L229 201H228V202L226 201V199H227L228 197H227V198H223V199H222L223 201H221V202L224 203V205H223L224 208H223V207H222V208L225 209V210L227 209V211L224 210L226 213H223V211L221 212V210H220L218 213H220V212H221V213L218 214V218H217V219H221V218H223V215H226L227 213H230L231 217L229 216V214H227V215L224 216V217H226V219H227V216H229V217H230V218H229L230 220L233 219L234 221H235V220L238 221V225L236 226L234 221H230V222H229V219H227L228 221H227L225 218L221 219L222 222H224V220H226V222H228V223H227L228 225L231 224L230 227L232 226V227H233L232 229H234V227H235V228L237 227L236 229H234V230H238V231H237V234H238V235L236 234L237 236L235 235V232H233V230H232L230 227H229V228L227 227V228H228V231H231V230H232V232H233V234H234V237H233V236H232V237L235 238V236H236L237 238H239V232H241V231H239V229L242 230V227H244V225H245L244 228H245V229H246V228L249 229V230L246 229V232H247V230H248L247 235L249 236V235H250V232H251V234L253 235V238H254V239L252 238L251 235H250L251 237H250V236H249V237L252 238L253 240L257 241V243L259 242L258 244H256V242L254 241V242H255V245H253V244H252L253 241L251 242V239H249L250 241H248L247 238H246L247 236L245 237L246 239L242 238V240L237 239V238H235V239L232 238L234 241L237 240V242L240 240V242H238V243H241V246L246 245V246H243V247H244V249H243V247H241V246H240V247H239V246H236V245H238L237 242H234V241H233L234 243H236V245H234V246L239 247L241 251L239 250V248H237V249H238L237 251H232V252H234V253L237 252L236 254H238L239 251H240V254L243 255L242 253H244V252H245V253H246V252H248V253L251 252V253H252V251H253L254 249L256 250V248H257L256 245H259L260 247L262 246V247L264 248V196H263V195H264V192H263V193L260 192V191H261L260 189L264 187V184L262 185L261 183H264V181H263V182H258V181H257V182H254L255 184H253V183H251V182L249 181V178H251V177H250V176H251L250 173H251V171H254V169H249V170H248V169H245L246 166H244V164H246L247 162H246V163L244 162V164H243L244 167H243V168H241L242 165L240 166V163H239V165L236 164V165H237V166H236L234 161H233V162H234V166H236V167L231 166V167H225V168H222V169L219 168V166L221 167V163H223V162L220 160L221 163L219 164V161H218V162L215 161V158H214V157H215L216 155H218V154H216V150L214 149ZM227 147H228V146H227ZM247 147H248V146H247ZM250 147H251V146H250ZM257 147H258V146H257ZM118 148H119V147H118ZM139 148H140V146H139ZM144 148H145V146H144ZM153 148H154V147H153ZM167 148H168V147H167ZM178 148H179V146H178ZM196 148H197V147H196ZM225 148H226V147H225ZM233 148H234V147H233ZM240 148L242 149V147H240ZM243 148H244V147H243ZM146 149H147V148H146ZM180 149H182V148H179V150H180ZM213 149H214V152H213ZM222 149H223V148H222ZM253 149H255V147H254ZM262 149H264V148H262ZM162 150H163V149H162ZM183 150H184V149H183ZM188 150H187V151H188ZM111 151H112V150H111ZM115 151H116V150H115ZM128 151H129V150H128ZM165 151H166V150H165ZM170 151H171V150H170ZM176 151H177V148H176ZM187 151H186V154H184V155H187V153H188ZM219 151H221V150H219ZM222 151H223V150H222ZM227 151H228V150H227ZM248 151H249V148H248ZM262 151H263V150H262ZM143 152H144V151H143ZM183 152H184V151H183ZM236 152H237V151H236ZM241 152H242V150H241ZM243 152H244V151H243ZM255 152H256V151L254 150V155H255ZM140 153H141V152H140ZM151 153H152V152H151ZM160 153H161V151H160ZM176 153H177V152H176ZM176 153H175V154H176ZM224 153H225V152H224ZM237 153H238V152H237ZM252 153H253V152H252ZM263 153H264V152H263ZM126 154H127V153H126ZM158 154H159V153H158ZM175 154H174V156H176ZM215 154H216V155H215ZM219 154H220V153H219ZM228 154H229V153H228ZM230 154H231V153H230ZM244 154H245V153H244ZM244 154L242 153L243 157H244ZM260 154H261V153H260ZM260 154H259V155H260ZM154 155H155V154H154ZM161 155H162V154H161ZM182 155H183V154H182ZM188 155H189V154H188ZM226 155H227V153H226ZM231 155H232V154H231ZM231 155H230V156H231ZM257 155H258V154H257ZM263 155H264V154H263ZM263 155H262V156H263ZM144 156H145V154H144ZM155 156H156V155H155ZM155 156H154V157H155ZM169 156H170V155H169ZM169 156H168V157H169ZM192 156H191V157H192ZM201 156L207 157L206 159H208L209 157H211V158H209V159H212V160H210L211 162H209V161L206 160V161L208 162V164H207L208 166H206L205 164H203L204 161H202L203 159L201 160ZM239 156H240V154H239ZM161 157H162V156H161ZM164 157H166V156H164ZM171 157H172V156H171ZM185 157H186V156H184V158H185ZM228 157H229V156H228ZM228 157H227V159H226V158H224V159L228 160ZM243 157H241V159H242ZM259 157H260V159L257 158V161H258V162H257L256 166H258V171L260 170V172H262L261 170H264V160H261V156H259ZM123 158H124V157H123ZM166 158H167V157H166ZM189 158H190V157H189ZM202 158H203V157H202ZM245 158H247L246 155H245ZM251 158H252V155H251ZM255 158H256V157H255ZM164 159H165V158H164ZM164 159H163V160H164ZM175 159H177V158H175ZM178 159H179V158H178ZM180 159H181V157H180ZM186 159H188V158H185V160H186ZM190 159H191V158H190ZM190 159H188V160L190 161ZM222 159H223V158H222ZM224 159H223V161H224ZM236 159H237V156H236ZM258 159H259V160H258ZM262 159H264V157H263ZM112 160H113V159H112ZM166 160H167V159H166ZM188 160H187V161H188ZM191 160H192V159H191ZM193 160H192V161H193ZM217 160H218V159H217ZM229 160H230V159H229ZM234 160H235V159H234ZM244 160H245V159H244ZM246 160H247V159H246ZM146 161H147V160H146ZM148 161H149V160H148ZM160 161H161V160H160ZM169 161H170V160H169ZM171 161H172V159H171ZM235 161H236V160H235ZM241 161H242V160H241ZM162 162H163V161H161V163H162ZM179 162H180V161H179ZM179 162H178V161L176 162V163H178V164H177L178 167L180 166ZM202 162H203V163H202ZM226 162H227V161H226ZM166 163H167V162H166ZM171 163H172V162H171ZM174 163H175V162H174ZM176 163H175V164H176ZM182 163H183V162H182ZM188 163L190 164V162H188ZM183 164H184V163H183ZM229 164H230V163H229ZM254 164H255V163H254ZM128 165H129V164H128ZM160 165H161V164H160ZM166 165H167V164H166ZM172 165H173V164H172ZM177 165H176V166H177ZM227 165H228V164H227ZM256 166H255V167H256ZM149 167H150V166H149ZM171 167H172V166H171ZM180 167H183L182 164H181ZM186 167H187V166H186ZM207 167H208V168H207ZM222 167H223V166H222ZM168 168H169V167H168ZM188 168H190V167H188ZM191 168H192V167H191ZM191 168H190V169H191ZM226 168H232V169L234 168L235 175L233 176V175H231V174H228V173H230V172L233 174V171H231V170L229 169L230 172H228V170H227ZM247 168H248V167H247ZM249 168H251V166H249ZM118 169H119V168H118ZM133 169H134V168H133ZM144 169H145V168H144ZM164 169H166V168H164ZM164 169H163V170H164ZM175 169H177V168L175 167ZM179 169H180V168H179ZM186 169H187V168H186ZM193 169H191V170H193ZM220 169H221V170H220ZM142 170H143V169H142ZM180 170H181V169H180ZM250 170H251V171H250ZM133 171H134V170H133ZM181 171H182V170H181ZM188 171H189V170H188ZM216 171H217V172H216ZM246 171H250L249 174L247 175V177L245 176V175L247 174V173H245ZM173 172H174V171H173ZM175 172H176V171H175ZM179 172H180V171H179ZM218 172H219V173H218ZM221 172H222V174L220 175V177H219V175H218V177H216L217 174H220ZM227 172H228V173H227ZM240 172H241L242 174H243V172H244V173H245L244 176H245L247 179H246L243 175H241ZM254 172H255V171H254ZM161 173H162V172H161ZM166 173H167V172H166ZM216 173H217V174H216ZM226 173H227L228 175H230V176H227ZM238 173H240V175H239ZM263 173H264V171H263ZM119 174H120V173H119ZM142 174H143V173H142ZM170 174H171V173H170ZM174 174H175V173H174ZM189 174H190V173H189ZM251 174H252V173H251ZM253 174L255 175V173H253ZM253 174H252V175H253ZM121 175H122V172H121ZM123 175H124V174H123ZM183 175H184V174H183ZM190 175H191V174H190ZM199 175H201L202 177H199ZM215 175H216V176H215ZM249 175H250V176H249ZM260 175H261V174H260ZM160 176H161V175H160ZM187 176H188V175H187ZM248 177H249V178H248ZM253 177H254V176H253ZM259 177H260V176H259ZM261 177H263V174L261 175ZM169 178H170V177H169ZM180 178H182V177H180ZM188 178H189V177H188ZM195 178L197 179V177H195ZM254 179H258V178H255V177H254ZM198 180H199V179H198ZM202 180H203V179H202ZM182 181H183V180H182ZM196 181H197V180H196ZM220 181H219V183H220ZM252 181H253V180H252ZM255 181H256V180H255ZM167 182H168V181H167ZM199 182L202 183V181H200V180L198 181V183H199ZM203 182H204V180H203ZM201 183H200V184H201ZM212 183H214V184H212ZM219 183L216 182V186H217V184H219ZM182 184H183V183H182ZM200 184H199V185H200ZM220 184H221V183H220ZM225 184H226V185H225ZM189 185H190V184H189ZM202 185H204V183H203ZM220 186H221V185H220ZM222 186H221V187H222ZM224 186H223V187H224ZM191 187H192V186H191ZM202 187L205 188V185L202 186ZM218 187H219V186L216 187L217 190L219 189L218 191L214 190V189H213L214 187H213V188H210V192H212L211 190H213V192L216 191L215 193H217V194H218V192H220V190H221L222 192H224V191H223L224 189L222 190V188L220 189V188H218ZM233 187H232V188H233ZM176 188H177V187H176ZM182 188H183V187H182ZM189 188H190V186H189ZM207 188H206V189H207ZM225 189H226V187H225ZM230 189H231V188H230ZM236 189H237L238 192H236ZM190 191H191V190H190ZM206 191H207V190H206ZM208 191H209V189H208ZM182 192H183V191H182ZM182 192H180V193H182ZM213 192L210 193V194H211V197H210V198L208 197V198H207L208 200L211 199V198H213V197H212ZM233 192H234V194H233ZM205 193H206V192H205ZM215 193H214V194H215ZM231 193H230V194H231ZM236 193H237L238 195H237ZM144 194H145V193H144ZM177 194H178V193H177ZM188 194H189V193H188ZM210 194H207V195L210 196ZM214 194H213V195H214ZM217 194H216V196H218L220 193H219L218 195H217ZM7 195H8V194H7ZM145 195H147V194H145ZM204 195H205V194H204ZM220 195H221V194H220ZM5 196H6V195H5ZM5 196H4V198H5ZM8 196H9V195H8ZM177 196H178V195H177ZM186 196H187V195H186ZM216 196H215V197H216ZM221 196H223V195H221ZM147 197H148V196H147ZM149 197H150V196H149ZM194 197H195V196H194ZM199 197H201V196H199ZM204 197H205V196H204ZM206 197H207V196H206ZM240 197L238 198V200L240 199V203H241L242 201H241V198H240ZM142 198H143V197H142ZM145 198H146V196H145ZM217 198H218V197H217ZM219 198H221V197H219ZM231 198H232V197H231ZM9 199H10V198H9ZM203 199H205V198H203ZM203 199H202V200H203ZM207 199H206V200H207ZM215 199H216V198H215ZM144 200H145V199H144ZM146 200L149 201L148 198H147ZM212 200L214 201V198H213ZM212 200H211L210 202H209V201H208V202L211 203ZM218 200H219V199H218ZM218 200L216 199L215 202L217 201L216 203L219 204V205H218V204H217V205L220 206V203L218 202ZM220 200H221V199H220ZM233 200H234V199H233ZM11 201H12V200H11ZM147 201H146V202H147ZM248 201H244V202H247V204H248ZM4 202H5V201H4ZM15 202H16V201H15ZM186 202H187V201H186ZM6 203H7V202H6ZM12 203H13V202H12ZM147 203H148V202H147ZM182 203H183V202H182ZM191 203H192V202H191ZM205 203H206V202H205ZM212 203H213V202H212ZM223 203H222V204H223ZM3 204H4V203H3ZM9 204H10V203H9ZM249 204H248V205H249ZM198 205H199V204H198ZM205 205H206V204H205ZM207 205H208V204H207ZM211 205H212L211 207H215V206H216V205H214V204H211ZM238 205H239V206H238ZM242 205H243V204H242ZM244 205H245V204H244ZM9 206H10V205H9ZM177 206H179V205H177ZM208 206H209V205H208ZM221 206H222V205H221ZM221 206H220V207H221ZM4 207H5V206H4ZM174 207H175V206H174ZM206 207H207V206H206ZM220 207H219V208L215 207V210H216V208H217V210L220 209ZM247 207H248V206H247ZM1 208H2V207H1ZM4 209H5V208H4ZM177 209H178V208H177ZM177 209H175V210H177ZM198 209H199V208H198ZM200 209H202V208H200ZM205 209H206V208H205ZM205 209H203V210H205ZM211 209H212V208H211ZM211 209H210V210H211ZM223 209H222V210H223ZM0 210H2V209H0ZM7 210H8V209H7ZM9 210H10V209H9ZM14 210H15V209H14ZM21 210H22V209H21ZM43 210H44V209H43ZM178 210H179V209H178ZM212 210H213V209H212ZM11 211H12V210H11ZM4 212H6V211H4ZM14 212H15V211H14ZM22 212H23V211H22ZM45 212H46V211H44V213H45ZM176 212H177V211H176ZM201 212H202V211H201ZM201 212H200V213H201ZM213 212H215V211H213ZM1 213H3V212H1ZM10 213H11V212H10ZM18 213H19V212H18ZM31 213H32V212H31ZM178 213H181V212H178ZM203 213H205V212H203ZM215 213H216V212H215ZM14 214L16 215V213H14ZM23 214H24V213H23ZM29 214H30V213H29ZM39 214H40V213H39ZM221 214H223V215L221 216ZM11 215H12V214H11ZM18 215H19V214H18ZM37 215H38V214H37ZM191 215H192V214H191ZM215 215H216V214H215ZM219 215L221 216V218H219V217H220ZM3 216H4V215H3ZM6 216H7V215H6ZM16 216H17V215H16ZM19 216H20V215H19ZM29 216H30V215H29ZM43 216H44V215H43ZM194 216H196V215H194ZM199 216H200V215H199ZM205 216H206V215H205ZM216 216H217V215H216ZM216 216H215V217H216ZM233 216H234V218H232ZM12 217H14V216H12ZM19 218H20V217H19ZM27 218H28V217H27ZM179 218H181V217H179ZM198 218H199V217H198ZM211 218H212V216H211ZM213 218H214V217H213ZM28 219L30 220V218H28ZM193 219H194V218H193ZM201 219H202V218H201ZM20 220H21V219H20ZM26 220H27V219H26ZM26 220H25V221H26ZM180 220H181V219H180ZM182 220H184V219H182ZM190 220H191V219H189V221H190ZM204 220H205V219H204ZM209 220H210V219H209ZM211 220H212V219H211ZM213 220H214V221H213V225H214V223H215L216 227H212L213 225H212V226H209V225H208L209 228H208V226H207V228L209 229V232H210L211 234H213V235H212L213 237L216 236V239H217L218 237H220L221 242H223V241H222V238L225 237V236L221 237V236H222V235H220L221 232L219 233V231H220V229H221V228H220L221 226H220V225L217 226L218 222L216 223L215 219H213ZM8 221H9V220H8ZM10 221H11V220H10ZM18 221H19V220H18ZM30 221H31V220H30ZM197 221H198V220H197ZM221 221H220L221 225L223 224V226H222L223 228H222V229H224L226 224H224L225 222L222 223ZM23 222H24V221H23ZM39 222H40V221H39ZM231 222L233 223L234 226L232 225ZM12 223H13V221H12ZM17 223H18V222H17ZM203 223H204V222H203ZM203 223H202V224H203ZM236 223H237V222H236ZM239 223H241V224H239ZM13 224H14V223H13ZM21 224H22V223H21ZM180 224H181V223H180ZM205 224H206V223H205ZM211 224H212V223H211ZM7 225H8V224H7ZM25 225H26V224H25ZM39 225H40V224H39ZM39 225H38V226H39ZM191 225H192V224H191ZM11 226H12V225H11ZM26 226L29 227V224L26 225ZM188 226H190V225H188ZM196 226H197V225H196ZM219 226H220V227H219ZM24 227H25V226H24ZM40 227H41V226H40ZM203 227H205V226H203ZM217 227H218V228H217ZM12 228H13V227H12ZM12 228H11L10 230H12ZM17 228H18V227H17ZM43 228H44V227H43ZM207 228H206V229H207ZM227 228L224 229V230H226V232H228V231H227ZM20 229H21V228H20ZM30 229H32V228H30ZM208 229H207V231H208ZM25 230H26V229H25ZM32 230H33V229H32ZM36 230H37V229H36ZM40 230H41V229H40ZM200 230H203V229H200ZM0 231H3V230L0 229ZM8 231H9V230H8ZM249 231H250V232H249ZM10 232H12V231H10ZM243 232H245V230H243V231L241 232V234H244ZM12 233H13V232H12ZM12 233H11V234H12ZM36 233H37V232H36ZM222 233H224V232L222 231ZM228 233H229V232H228ZM228 233H227L226 236H228ZM248 233H249V234H248ZM25 234H26V233H25ZM32 234H33V233H32ZM32 234H31V235H32ZM34 234H35V233H34ZM205 234H206V233H205ZM225 234H226V233H224V235H225ZM0 235H1V234H0ZM4 235H5V234H4ZM6 235H7V234H6ZM6 235H5V236H6ZM214 235H215V236H214ZM12 236H13V235H11V237H12ZM17 236H18V235H17ZM217 236H218V237H217ZM7 237L9 238L10 236H7ZM18 237H19V236H18ZM29 237H31V236H28V239H30ZM40 237H41V236H40ZM40 237H39V238H40ZM43 237H44V235H43ZM241 237H244V236L240 235V238H241ZM1 238L4 239V237H1ZM5 238H6V237H5ZM12 239H13V238H12ZM16 239H17V238H16ZM16 239H15V240H16ZM32 239H33V238H32ZM32 239H30V240H32ZM34 239L36 240V236L34 237ZM56 239H57V238H56ZM220 239H219V240H220ZM243 239H244V241L247 240L248 243L251 242V244L253 245V247H251V245H249L248 243H247V244H242V242H243V243H246V242H247V241L244 242ZM30 240H29V241H30ZM50 240H51V239H50ZM224 240H225V238H224ZM227 240H228V238H227ZM0 241H1V240H0ZM11 241H12V240H11ZM17 241H19V239H18ZM23 241H25V239H24ZM29 241H28V243H29L28 245H30V242H29ZM32 241H33V240H32ZM32 241H31V242H32ZM45 241H46V240H45ZM225 241H226V240H225ZM14 242H15V241H14ZM19 242L22 243V241H19ZM36 242H37V241H36ZM215 242H216V241H215ZM221 242L219 241L220 244H222ZM226 242L228 243V241H226ZM254 242H253V243H254ZM5 243H6V242H5ZM5 243H4V244H5ZM32 243H33V242H32ZM224 243H225V242H224ZM13 244H14V243H13ZM24 244H25V243H24ZM26 244H27V243H26ZM40 244H41V243H40ZM40 244H39V245H40ZM1 245H2V244H1ZM1 245H0V246H1ZM8 245H9V243H8ZM11 245H12V244H11ZM19 245H20V244H19ZM37 245H38V244H37ZM225 245H228V244H225ZM231 245H232V244H231ZM247 245H249L250 247L247 246ZM22 246H23V245H22ZM35 246H36V245H35ZM35 246H34V247H35ZM40 246H41V245H40ZM47 246H48V245H47ZM221 246H222V245H221ZM234 246L232 247V248H233L232 250L235 249ZM254 246H255V248H254ZM12 247H13V245L11 246V249H9V250H12L13 248H15V246H14L13 248H12ZM19 247H20V246H19ZM28 247H31V246H28ZM37 247H38V246H37ZM230 247H231V246H230ZM230 247H229V248H230ZM260 247H258L257 250H258ZM262 247H261V248H262ZM9 248H10V247H9ZM58 248H59V247H58ZM60 248H61V247H60ZM71 248L74 249L73 246H71ZM77 248H78V247H76V249H77ZM241 248H242L243 250H242ZM245 248H246V249H247V248H250V249L252 248L253 250L251 249V251H249V249L246 250ZM261 248H260V249H261ZM0 249H1V248H0ZM7 249H8V248H7ZM7 249H6V250H7ZM43 249H44V247H43ZM46 249H47V248H46ZM76 249H75V250H76ZM230 249H231V248H230ZM2 250H4V249L2 248ZM6 250H5V251H6ZM9 250H8V251H9ZM18 250H19V249H18ZM27 250H28V249H27ZM30 250H31V249H30ZM81 250H82V249H81ZM220 250H221V249H220ZM222 250L224 251V249H222ZM235 250H236V249H235ZM245 250H246V251H245ZM5 251H4V252H5ZM25 251H26V250H24V252H25ZM33 251H34V250H33ZM37 251H39V250H37V248H36V251H35V252H37ZM44 251H45V250H44ZM44 251H43V252H44ZM59 251H60V249H59ZM65 251H66V250H65ZM67 251H68V250H67ZM77 251H78V250H77ZM261 251H262V249H261L260 251L258 250V251H256V252H254V254L256 253L255 256H256L257 253H258V255H257V257H258ZM0 252H1V251H0ZM17 252H18V251H17ZM22 252H23V251H22ZM26 252H27V251H26ZM31 252H32V251H31ZM48 252H49V251H48ZM61 252H62V251H61ZM229 252L231 253V251H228V253H229ZM241 252H242V253H241ZM2 253H3V252H2ZM5 253L7 254V253H9V252L6 251ZM13 253H14V252H13ZM64 253H65V252H64ZM67 253H68V252H67ZM245 253H244V255H246ZM251 253H250V254H251ZM6 254H5V255H6ZM14 254H15V253H14ZM22 254H23V253H22ZM22 254H21V255H22ZM26 254H27V253H26ZM36 254H37V253H36ZM36 254H35V255H36ZM38 254H39V253H38ZM69 254H70V253H69ZM224 254H225V253H224ZM231 254H232V253H231ZM240 254H238V256H239L238 258H237V255H235L236 258H237L236 260H238V261L241 259V258H240V257H241ZM250 254H249V255H250ZM254 254L252 253V256L250 255V256L253 258V261L256 260V258L254 257ZM262 254H263V251H262ZM262 254H261L259 257H262ZM2 255H3V254H2ZM2 255H1V256H2ZM11 255H12V252H11ZM16 255H17V254H16ZM31 255H32V254H31ZM31 255H30V256H31ZM39 255H40V254H39ZM82 255H83V254H82ZM228 255H229V254H227V256H228ZM244 255H243V257H244ZM249 255H248V254L246 255L247 258H248ZM7 256H8V255H7ZM19 256H20V255H19ZM51 256H52V255H51ZM62 256H63V255H62ZM235 256H234V254H233L232 257L235 258ZM250 256H249V257H250ZM263 256H264V255H263ZM21 257H23V256H21ZM24 257H25V256H24ZM39 257H40V256H37L36 258L39 259ZM53 257H54V256H53ZM53 257H52V258H53ZM69 257H70V256H68L67 259H69ZM75 257H76V256H75ZM229 257H230V255H229ZM243 257H242V258H243ZM251 257H250V258H251ZM259 257H258V258H259ZM25 258L27 259L28 257H25ZM31 258H32V257H31ZM36 258H35V259H36ZM49 258H50V256H49ZM54 258H55V257H54ZM57 258H58V257H57ZM60 258H62V257L60 256L59 259H60ZM63 258H64V257H63ZM70 258H71V257H70ZM87 258H88V257H87ZM245 258H246V257H245ZM245 258H243L244 261H247V260H245ZM250 258H249V259H250ZM252 258H251V259H252ZM258 258H257V261H259ZM1 259H3V258H1ZM4 259L6 260V258H4ZM7 259H9V258H7ZM37 259H36V260H37ZM43 259L45 260L46 257L44 256ZM59 259H58L59 263H56V264H60V260H59ZM74 259H75V258H74ZM230 259H231V258H230ZM251 259H250V260H251ZM259 259H260V258H259ZM261 259H262V258H261ZM261 259H260V260H261ZM5 260H4V261H5ZM10 260H11V257H10ZM12 260H13V262H15L14 259H12ZM22 260H23V258H22ZM33 260H34V259H33ZM39 260H40V259H39ZM53 260H54V259H53ZM53 260H52V261H53ZM65 260H66V259H65ZM69 260H71V259H69ZM72 260H73V259H72ZM236 260H235V261H236ZM241 260H242V259H241ZM16 261H17V260H16ZM24 261H25V260H24ZM62 261H63V260H62ZM62 261H61V262H62ZM67 261H68V260H67ZM73 261H74V260H73ZM73 261H72V262H73ZM84 261H85V260H84ZM248 261H249V260H248ZM263 261H264V260H263ZM0 262H1V261H0ZM11 262H12V261H11ZM18 262H19V261H18ZM22 262H23V261H22ZM31 262H32V261H31V259H30V262H29V263H31ZM34 262H38V261H34ZM42 262H43V261H41L40 264H41ZM46 262H47V261H46ZM46 262H45V263H46ZM56 262H57V261H56ZM65 262H66V261H65ZM72 262L69 261V264H72ZM81 262H82V261H81ZM242 262H243V261H241V264H242ZM15 263H16V262H15ZM15 263H13V264H15ZM25 263H26V262H25ZM25 263H24V264H25ZM27 263H28V261H27ZM48 263H50V261H48ZM246 263H247V262H246ZM0 264H2V263H0ZM8 264H9V263H8ZM17 264H18V263H17ZM31 264H34V263H31ZM36 264H37V263H36ZM38 264H39V263H38ZM50 264H53V263H50ZM65 264H67V263H65ZM73 264H74V263H73ZM81 264H82V263H81ZM248 264H249V263H248ZM256 264H257V262H256ZM258 264H261V262L258 263ZM262 264H263V262H262Z\"/></svg>","mask_w":264,"mask_h":264},{"label":"built area","instance_id":"2783aa9c","mask_svg":"<svg viewBox=\"0 0 264 264\" xmlns=\"http://www.w3.org/2000/svg\"><path fill=\"white\" fill-rule=\"evenodd\" d=\"M31 108L33 110L34 109L35 110L38 109L37 106H35V107L32 106ZM7 113L9 115H11V111L7 110ZM50 128H51V130L49 132V136H50V139L52 140L53 144L50 145V146H47L42 140H40L39 142L42 144V147L43 148L45 147L43 149L42 153H46L49 149H53V150H56L58 152L59 148H58L57 143L59 142V140L64 142V138L62 137V133L59 131L57 124L56 123H52ZM66 149H67L68 154L75 160V163L72 165V168L76 172H79V173H82V172H85V171L90 172L89 168L93 169V166L88 165V161L85 158V155H83L79 151L73 149L71 143H67ZM75 156H78V158H76ZM57 157H59V156L57 155ZM49 167L52 170H55L58 167V164L55 165V163L51 162L49 164ZM70 168H71L70 166L66 167L64 164L60 165V170L63 169V173L66 172ZM90 184L92 185L93 181L90 182ZM99 206H100V210H101L102 213H108L110 210H112L114 208V203L108 201L107 199H102L100 201V203H99Z\"/></svg>","mask_w":264,"mask_h":264},{"label":"crops","instance_id":"0c3cea01","mask_svg":"<svg viewBox=\"0 0 264 264\" xmlns=\"http://www.w3.org/2000/svg\"><path fill=\"white\" fill-rule=\"evenodd\" d=\"M122 190H123V189L118 188V190H116V193L120 194V193L122 192ZM101 214H102V213H98V214L96 215V217H95V220H96V221H102L103 219H105V216H101ZM110 222L113 223L112 220H108V221H107L108 224H109ZM112 226L115 227V226H116L115 223H113Z\"/></svg>","mask_w":264,"mask_h":264},{"label":"trees","instance_id":"16d2710c","mask_svg":"<svg viewBox=\"0 0 264 264\" xmlns=\"http://www.w3.org/2000/svg\"><path fill=\"white\" fill-rule=\"evenodd\" d=\"M4 119H10L9 114L6 111H3V115H0V123L4 120ZM14 127H16V125H14ZM118 232L120 233L119 229H117Z\"/></svg>","mask_w":264,"mask_h":264}]
</instances>
